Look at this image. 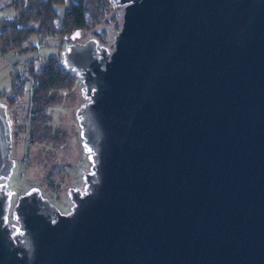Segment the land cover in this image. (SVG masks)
Instances as JSON below:
<instances>
[{"label":"water","instance_id":"1","mask_svg":"<svg viewBox=\"0 0 264 264\" xmlns=\"http://www.w3.org/2000/svg\"><path fill=\"white\" fill-rule=\"evenodd\" d=\"M121 2L112 50L62 52L92 163L70 212L13 204L0 98V264H264V0Z\"/></svg>","mask_w":264,"mask_h":264},{"label":"rangeland","instance_id":"2","mask_svg":"<svg viewBox=\"0 0 264 264\" xmlns=\"http://www.w3.org/2000/svg\"><path fill=\"white\" fill-rule=\"evenodd\" d=\"M73 1L76 0H62L55 6L58 27L62 25ZM19 2L0 0V30L5 21L18 22L16 18L24 9ZM108 18L112 24L110 27L105 25L103 17L97 22L92 21V27L86 29L87 33L80 40L97 38L100 45L112 50L115 35L121 28L122 15L117 12ZM74 31L33 34L21 48L0 54V98L7 104L13 136L12 157L16 161L8 185L9 190L14 192L13 204L20 194L32 187H40L44 196L50 198L62 212L68 213L73 206L68 189L85 185L83 172L91 168L75 115L87 99L82 94L83 80L74 70L73 86L59 89L57 104L47 109L51 133L42 136L40 131L32 130L33 72L40 71L51 56L63 61L62 52L72 42L70 35ZM29 134L34 138L33 144L28 142Z\"/></svg>","mask_w":264,"mask_h":264},{"label":"trees","instance_id":"3","mask_svg":"<svg viewBox=\"0 0 264 264\" xmlns=\"http://www.w3.org/2000/svg\"><path fill=\"white\" fill-rule=\"evenodd\" d=\"M62 0H20L24 9L20 12L18 22L5 21L0 30V49L9 53L22 47L30 36L40 33L63 32L90 29L92 21L97 22L102 17L105 25H112L106 13L103 12L105 0H76L71 2L65 13V19L60 27L56 21L58 13L55 6ZM113 15V14H111ZM113 17V16H111ZM35 86L33 90L34 110L38 114L32 121V130L40 131L42 136L51 133L47 109L59 100L57 91L73 86L75 77L72 69L67 68L57 56L49 57L41 70L33 72Z\"/></svg>","mask_w":264,"mask_h":264},{"label":"built area","instance_id":"4","mask_svg":"<svg viewBox=\"0 0 264 264\" xmlns=\"http://www.w3.org/2000/svg\"><path fill=\"white\" fill-rule=\"evenodd\" d=\"M16 1L17 0H15V3ZM124 7H125V4L122 3L121 0H105V4L103 6V12L106 13L107 15H111V14L119 12L120 15H122ZM16 19H18V16ZM0 54H2L1 49H0ZM32 114L33 116H36L38 114V111L34 110ZM28 142H30V144H33L34 142V138L31 137L30 134L28 135Z\"/></svg>","mask_w":264,"mask_h":264},{"label":"flooded vegetation","instance_id":"5","mask_svg":"<svg viewBox=\"0 0 264 264\" xmlns=\"http://www.w3.org/2000/svg\"><path fill=\"white\" fill-rule=\"evenodd\" d=\"M83 174H84V172H83ZM84 186H85V185H83L82 188H84ZM10 220H12V219L10 218Z\"/></svg>","mask_w":264,"mask_h":264}]
</instances>
